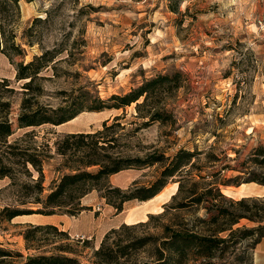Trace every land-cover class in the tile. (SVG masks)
Returning <instances> with one entry per match:
<instances>
[{
  "label": "rangeland",
  "instance_id": "374dc122",
  "mask_svg": "<svg viewBox=\"0 0 264 264\" xmlns=\"http://www.w3.org/2000/svg\"><path fill=\"white\" fill-rule=\"evenodd\" d=\"M170 2L20 0L6 36L0 35V102L9 104L0 106V117H8L14 130L13 135L0 139V173L9 174L0 178V247L23 254V258L13 260L15 264H22L30 255L54 251L64 242L50 237V241L35 243L27 250L23 233L29 224H20V218L5 219L4 209H41L36 203L40 195L35 186L40 172L44 187L40 197L45 198L62 176L81 164L79 155H60L57 143L68 134L103 131L105 124H114L115 117L124 118L121 127L103 135L106 142L110 140L107 154L145 160L152 155L173 157L181 149H212L220 161L209 163L203 156L194 160L197 167L214 172L228 165L230 169L222 172L226 180L244 176L235 170L240 166L264 174V169L245 164L255 148L264 146V0H182L178 13L171 10ZM13 46H20L23 53L19 55ZM46 52H52L54 58L33 84L40 94L33 98L31 92L25 93L28 81L17 80V67ZM175 73L183 75L181 88L161 98V106L172 116L167 123L145 124L148 119L136 117L137 105L133 104L101 113L86 110L66 127L18 126L26 99L36 106L55 109L87 93L90 104L95 97L107 100L124 95L146 80ZM4 80L9 86L2 84ZM92 141L86 142L91 145ZM165 164L164 160L137 170L142 174L138 183L148 185L157 180ZM86 170L95 173L99 166ZM175 181L169 180L158 197L162 205L154 214L162 213L164 204L176 194L179 185ZM114 182L115 186L108 178L105 184L122 188L125 176L116 174ZM229 188L222 187L227 198L242 199L228 197ZM98 194L102 191L94 189L87 199L97 212ZM258 204L264 207V202ZM78 208L71 206L70 211ZM177 216L178 222L183 223L185 218V222L198 225L196 219L205 218L206 211L200 207ZM166 219L163 222L172 217ZM82 222L99 233L116 220L84 217ZM155 224L146 229V234L160 237L163 229L159 222ZM259 226L264 222L242 219L233 230H257ZM222 237L230 240L221 245L223 250L214 258L190 264H253L257 231L249 236L238 232L233 238L229 233ZM93 243L89 238L78 241L70 237L69 241L83 264L93 261ZM154 252V247L146 250L144 263L154 261Z\"/></svg>",
  "mask_w": 264,
  "mask_h": 264
},
{
  "label": "trees",
  "instance_id": "16d2710c",
  "mask_svg": "<svg viewBox=\"0 0 264 264\" xmlns=\"http://www.w3.org/2000/svg\"><path fill=\"white\" fill-rule=\"evenodd\" d=\"M170 1L171 10L178 13V7L182 0ZM19 2L20 0H2L0 2L1 36H6L12 16L19 10ZM13 50L17 51L19 55L23 53L20 46H13ZM53 58L52 52H46L27 64L24 62L18 64L17 80L28 81L24 85L25 93L31 92L33 98L40 95L33 89V84L39 74L49 67ZM182 78L181 73L158 75L146 80L140 87L127 94L113 95L107 100L95 97L90 104L87 93H82L68 100L66 106L55 109L36 106L31 99H26L22 104V113L17 120L18 126L19 128L46 124L60 126L74 120L86 110L101 113L111 109H126L133 104L137 105L138 114L136 117L142 120L148 119L145 124L155 122L164 124L172 116L166 107L161 106V98L178 91L182 86ZM2 84L9 86L8 80H4ZM0 106L9 107V104L0 102ZM122 118L124 117H115L114 124L111 126L105 124L103 131L66 135L57 143L58 153L62 156H67L69 153L79 155L81 164L72 168V173L62 176L59 183L45 198L40 197L44 192L43 174L40 172L41 176L35 186L38 195H40L36 203L40 204L42 208L39 210L6 208L3 211L4 218L11 221L25 215L52 216L59 214L58 211H64L63 214L75 217L84 211L91 210V208L81 206L80 201L94 189L102 191L101 195L106 203L112 206L117 214H120L123 212L126 202L152 200L166 188L169 180L175 178V183L179 185L178 190L171 200L164 204V211L160 214L149 215L145 222L132 225L123 224L119 228L109 231L100 248L95 251L90 264H190L193 260L214 258L217 251L223 250L221 245L230 240L222 237L223 234L229 233V238H233L238 232L249 236L257 231L256 243L258 244L262 240L264 226H259L257 230H233V227L242 219L264 222V207L258 204V202H264V197L242 198L235 201L223 194L222 187L241 186L247 183L264 185V174L249 172L248 168L240 166L235 170L244 176L226 180L223 178L222 172L230 169L228 165L221 166L214 172H207L206 168L197 167L194 160L203 156L209 163L220 161L212 149L209 151L181 149L173 157L152 155L145 160L107 154L105 151L110 145L108 144L110 140L106 142L103 135L107 131L121 127ZM13 133V123L8 117H0V139L8 138ZM87 140H93L91 145L86 142ZM164 160L166 164L160 177L148 185L134 182L129 188L122 189L105 184L108 178L122 171L141 170L162 163ZM248 163L264 169V146L253 150L245 164ZM32 164L34 167L36 166V163ZM91 166H99V170L95 173L87 171L86 169ZM7 176H9L7 172L0 173V178ZM245 176L248 177L245 178ZM71 206L80 208L76 212H72L70 211ZM200 207L205 209L206 217L197 218L198 225L185 222V218L183 223L177 221L178 213L192 212ZM169 215L172 219L163 222ZM157 222L163 229V235L156 237L146 234V229ZM50 237L53 239L62 238L64 243L58 245L54 251L30 255L22 264H83L69 244V234L58 227L28 225L23 233L27 250L32 249L35 243L42 244L45 241H50ZM149 247H154V261L144 263V253ZM23 257V254L19 252L0 247V264H15L14 259Z\"/></svg>",
  "mask_w": 264,
  "mask_h": 264
},
{
  "label": "crops",
  "instance_id": "0c3cea01",
  "mask_svg": "<svg viewBox=\"0 0 264 264\" xmlns=\"http://www.w3.org/2000/svg\"><path fill=\"white\" fill-rule=\"evenodd\" d=\"M61 127H66V124L61 125ZM70 133V132H68ZM141 171L137 170H126L122 171L118 174H123L125 176V184L121 185L123 189L129 188L134 182H138L142 174ZM113 175L110 177V182L112 185H116L114 182ZM229 191L231 193V198L238 197L246 198V197H264V185H258L255 183L243 184L239 187H230ZM162 193V192H161ZM161 193L149 200L147 202H140L138 200L128 201L124 204V210L122 213L117 214L116 210L106 203V200L102 197V195L98 194L99 198V206L100 209L97 212V208L93 207L92 204L87 202V199L92 195H88L82 199V206L91 208V210H87L79 214L78 216H68L66 214H56L52 216H43V215H25L19 216L17 218L22 219L20 224L23 225H53L58 227L64 232H67L70 237L74 238L75 236H85L92 241H94L93 245L95 250L99 249L102 241L104 240L106 234L112 229H117L123 224L132 225L137 224L139 222H145L148 220V216L156 213L157 206L162 205L159 201L157 202L158 197ZM84 217H95L101 218L102 220H113L116 222L112 225H109L101 230L98 233V230H95L89 226L83 224L82 219ZM76 224H81L82 227H76ZM253 264H264V237L262 240L256 245L255 250L253 252Z\"/></svg>",
  "mask_w": 264,
  "mask_h": 264
},
{
  "label": "built area",
  "instance_id": "2783aa9c",
  "mask_svg": "<svg viewBox=\"0 0 264 264\" xmlns=\"http://www.w3.org/2000/svg\"><path fill=\"white\" fill-rule=\"evenodd\" d=\"M73 239H75V240H80V241H84L85 239H88L87 237H85V236H79V235H77V236H75Z\"/></svg>",
  "mask_w": 264,
  "mask_h": 264
}]
</instances>
